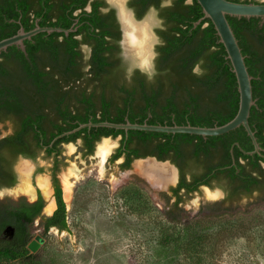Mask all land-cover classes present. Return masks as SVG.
<instances>
[{
  "label": "trees",
  "instance_id": "obj_1",
  "mask_svg": "<svg viewBox=\"0 0 264 264\" xmlns=\"http://www.w3.org/2000/svg\"><path fill=\"white\" fill-rule=\"evenodd\" d=\"M43 1L45 7L47 5L53 8L54 5H50L49 0ZM187 1H176L175 8L166 12L171 25L168 32L161 33L163 43L158 47L157 72L149 80L139 73H136L131 83L124 80L126 73L121 60L114 56L116 45L112 44L114 43L112 41L120 40V34L113 24L115 18L112 13L106 18L109 23L107 25L103 23L105 17L100 14L101 2L99 0L94 2L91 13L85 11L89 0H60L59 12L64 17L60 16L59 21L56 24H50V27L69 29L78 18L77 33H71L69 37L59 33L51 35L42 33L35 36L32 41L26 42L29 59L24 57L22 52L19 56H14L13 53L16 51L12 50L14 47L8 49L10 54L5 52L0 54V58L13 57L17 61L16 57H18V66L26 75L28 72L33 73L34 67L38 68V64L43 62L44 67L68 70L72 78L79 79L82 77L81 68L84 66V56L80 51V46L91 44L92 55L87 65L92 68L90 77L92 82L105 75V90L102 99L126 101L128 105L137 100L146 103L140 106L143 111L140 115L136 117L133 112L129 115L131 123L144 124L151 114L153 117L147 122L149 125H192L207 128L222 126L234 119L239 109L237 80L231 63L227 59L226 50L219 43L214 25L209 19H205L195 27V23L203 18L204 14L196 0H193L191 4H186ZM230 1L240 2L239 0ZM33 8L32 0H0V41L16 34L19 26L10 21L19 20L21 15H24L22 19L25 29L27 31L33 29L34 26L28 27V22H26L27 15ZM78 11L80 13L75 17L74 13ZM39 15L40 12L36 10V17ZM228 20L239 41L243 55L246 57L245 62L249 73L253 77V97L256 105L251 110L249 122L256 133L258 143L264 148V24L260 26L262 22L260 18L228 17ZM41 25L44 26L43 22ZM79 35L83 36L82 41L76 39ZM60 37L64 40L60 41ZM196 67L200 68L199 73L194 72ZM0 74H5L1 62ZM29 75L28 77L33 78L36 84L39 83L37 72ZM117 84H121L119 90L114 89ZM127 84H130V87H127ZM86 94L83 91L81 97L87 99ZM78 95L77 97L81 98ZM177 99L186 101L182 110L174 104ZM160 101L164 102V106L166 103V106H160ZM201 102L203 104H200ZM157 108H162V111H157ZM168 111L177 114L176 124L170 121L164 122L169 118L162 116L161 113L167 115ZM125 113L119 114L116 118L108 116L104 121L126 123L123 117ZM88 130L84 129V131ZM98 130L104 137L115 138L121 135L125 137L128 134L129 141L137 139L146 145L154 139H161V144L156 151H150L147 155L137 154L136 158L154 156L160 161H165L173 158L174 155H171L173 152L177 159L181 157L188 159L187 168L190 172L198 167L201 156L207 158L212 156L211 151L205 150L219 143L222 144L223 151H219L222 156L221 161L211 167L207 175L220 183L228 194L227 200H232V205L229 207H222L220 204L208 206L206 210L201 209L193 219L186 218L187 213L180 208V204L184 202L186 196L197 192L200 184L196 181L193 184L186 181V172H184L186 170L183 164H178L181 169L180 184L172 189L173 196L177 198L176 202L171 204L172 197L166 193L161 194L166 201V209L163 212L164 220L169 227H172L162 235V241L165 243L162 250L173 255L171 256L173 260L167 264H206L204 261L208 254L211 258L210 264H214L215 246L205 248L203 243L206 236L203 235L202 230L248 215V212L242 211L238 205L243 198L253 199L248 207H258L264 204V166H262L264 152L253 156L245 154V152L253 151L254 146L243 127L226 135L207 139L186 134L173 135L142 131L126 133L122 130L107 128ZM61 141L70 142V138H63ZM236 143L239 146H236ZM180 145H191L193 151H179ZM231 147L234 150L233 155H231ZM171 149L175 151H170ZM120 156L121 152L116 155L115 159ZM214 170L215 173H213ZM193 178L196 179L197 175H193ZM224 179L229 180L223 184ZM201 184L209 185L210 183L206 181ZM182 189L185 190L183 196L180 194ZM255 192H258L257 196L254 195ZM56 198L58 210L52 217L41 222L40 227L43 228L45 234L49 233L51 227L57 228L60 232L70 231L60 188H57ZM1 207L4 208L0 209V264H41L42 259L29 248L33 237L28 230V227L34 224L40 211H27L23 208V203L14 206L11 202L10 204L0 202ZM10 225L16 229L12 239L4 234V230ZM221 234L222 232H219L210 238L209 243L215 242Z\"/></svg>",
  "mask_w": 264,
  "mask_h": 264
},
{
  "label": "flooded vegetation",
  "instance_id": "obj_2",
  "mask_svg": "<svg viewBox=\"0 0 264 264\" xmlns=\"http://www.w3.org/2000/svg\"><path fill=\"white\" fill-rule=\"evenodd\" d=\"M32 1L34 8L28 13L26 19V22H28V27L32 25L34 26V28L37 25H39L40 27H50V24H56L59 21V17L63 16V14H60L59 12L60 0H49V4L55 6V7L53 6V8H49L47 7V5L45 7V2L43 0L41 1L32 0ZM96 1L98 0H89V3L85 11L91 13L93 11L94 2ZM99 1L101 2V5L99 7L100 14L105 17L103 23L105 25L109 23L106 18L111 13L115 18L113 24L118 28V33L120 34V40L112 41L114 42L112 44L116 45V51H115L116 55L114 56L121 60V64L125 70L126 77L124 78V80L127 81V83H131L136 73H139L140 75L147 77L148 80L151 79L153 76L150 77L149 73L145 72V69H141L139 67H133L131 68L130 72L127 71V65L125 63L126 60L124 59L123 56L124 50L121 44L122 24H123V29L125 27L122 20V13L128 14L131 22L139 27L140 25L143 26L146 22H149L150 27L148 31L150 35H151V26H152L159 41V44H157L154 48L156 58H155V67L153 69H155L157 72L156 59L159 56L158 47L163 43L162 40L163 38L161 36V33L168 32L171 25V23L168 21L167 18L168 15H166V12L174 9L175 3L178 0H128L126 9L123 8L124 0L120 2L121 4L118 3L119 2L118 0H99ZM192 1L193 0L189 2L188 0L186 4H191ZM239 1L241 3L245 2V3L264 4V0H239ZM113 2L116 5H114ZM158 2H159V6L157 7ZM36 10L40 12V15L37 17H36ZM151 11H154L155 13L158 14L162 26L161 28L158 29L155 28L156 24L158 23H156L155 20H153L152 18H148L146 21L142 23H135L130 15V13H132L135 19L143 20L147 17V15ZM79 13L80 11L75 12L74 16L77 17ZM22 18H24V15H21L19 20H11L10 23L13 24L16 23L15 25L19 26V29L21 27L25 29V23L23 22ZM70 19L73 20L72 18ZM42 22L44 26L41 25ZM78 23H79V19L77 18L72 24L71 28H77V31L74 33H77L79 30V26H77L79 25ZM263 24L264 21L260 23V26H263ZM53 28H63V27H53ZM18 31L16 32V34L18 33ZM25 31L28 32L26 29ZM59 34H63V33H59ZM69 35L68 36L65 35V36L69 37ZM32 39L26 40L24 42L25 51H23L22 48L19 46H12L14 47L12 48V50L15 49L16 51L14 53L13 52L11 53H13L14 56H19V53L22 52L24 53V57L29 59L26 42L32 41ZM76 39L82 41L83 36L79 35L76 37ZM59 40L63 41L64 39L63 37H60ZM90 41L91 43H94V41L92 40ZM151 41L153 45V38L151 39ZM90 45L91 44L88 45L84 44L80 46V51L84 56V66L81 68L82 77L79 79L72 78L71 77L72 74L68 70L44 67V63L41 62L38 64V68L34 67V72H37L39 76V83L36 84L33 78L28 77L29 74L32 75L34 74V72L33 73L28 72V75H26L24 74L23 69L19 68L18 57H16L17 61L13 57H8L5 59L0 58V62L3 68L5 69V74L4 75L0 74V91H1L0 202H2V204H10L11 202V204L14 206H18L19 204L23 203V208H25V210L27 211H32V212H37L38 210L40 211L39 214L37 215L34 224L31 227H28V230L31 232V234H33L31 229L34 227L35 223L38 220L40 222L37 225L38 227H40L41 222L43 220L52 217L55 214V212L58 210V201L56 198L57 188H60L62 191V196L66 206V212L69 220L67 201L65 200V196H64L65 192L58 176V173L61 170L60 167L62 163L63 151H65V148L68 145L74 146V144L80 142V149L85 154V157H88L89 155H92L94 153L96 144L100 141H103L104 138H112L113 140H118L117 142H114L117 143L115 146L116 148L114 147L112 149L113 151L111 153L112 155L107 159L106 164H108V162L115 163L118 160H121L119 166L123 172H127L132 169V165L137 159H142V158H136L137 154L147 155L149 154L150 151H156L158 149V146L161 144V139H154L150 144H147L148 146L137 139L129 141L130 136L128 134H126L125 137H123L122 135L115 138L112 136L104 137L101 133H99L100 131L98 129L100 128H93L95 129L93 131L91 130L92 128H85V129H89L88 131H84V129H82L79 132L63 137V138H67V137L70 138V142H66V141L60 142V140L63 139V138H59L62 134L71 132L83 124L105 122L104 120L108 116H110L111 118H116L119 114L121 113L123 114L124 112H126L123 115L124 121L130 122L129 115L133 112V114H135L137 117V115H140V113L143 112L141 111L140 106H144V104H146L142 100L140 101L137 100L135 102H132L131 105H128L126 101H120V100L110 101V100L102 99L104 96L103 91L105 90L104 88L105 75H103L102 78L99 80H94L93 82L90 80L92 68L90 65H87L92 55V49ZM124 46L127 55L134 58L131 55V53L128 52L127 46L125 44V39H124ZM84 47L88 49L87 56L84 54ZM5 53L10 54V51L8 52L7 50ZM151 54L152 53H150L151 56L150 58H152ZM148 65H149V60H148ZM197 68L198 70H200L199 67H196L194 69V72H196L195 70ZM127 85H128L127 87H130V84ZM119 86H121V84L120 85L117 84V86L114 89L119 90L120 89ZM83 91L87 93L86 94L87 99H83L81 97V93ZM77 95L81 98H78ZM185 103L186 101L180 99H177L174 102V104L180 109L184 106ZM200 104L203 103L201 102ZM159 105L164 106V102L160 101ZM156 110L162 111V108H157ZM161 114L162 116L169 118L164 120L165 123H168L169 121L173 124L177 123L176 121L177 114L169 111L167 112V115H165V113H161ZM149 115L150 117L148 119L153 117L151 114ZM187 116L188 115H186V119H188ZM136 119L139 120V118ZM148 119H146L145 122H148ZM124 139L125 142L123 143ZM205 142H208V140H205ZM221 146L222 144L220 145L219 143L217 146H213V147L211 146L208 150H205V151H211L212 156L208 158L205 156H201L199 159L200 161L198 167L191 170V172L189 168H187L188 159H185L184 157L177 159L175 157L176 155L173 152H171V155H174L173 158L171 159L169 158V160H165V161H170L178 169L179 181L176 187H178V185L180 184V178H181V171H180L181 169L178 164L181 165L183 164L185 166L184 169L186 170L184 171L186 172L185 173L186 181L191 182L192 184L194 183V181L198 182L200 184L198 191L203 190L204 187L213 190L214 185H219L223 193L222 203L229 206L232 205V200H227L228 194L220 186V183L212 179L213 177L211 178L210 176L207 175L209 174L210 168L221 161L222 156L219 154L220 153L219 151H223ZM192 147L193 146L191 145L190 146L180 145L179 151H193ZM170 151H175V150L171 149ZM230 151L232 155V147ZM261 151H264V148H262ZM120 152H121V156L115 159L116 155H118ZM40 157H43L44 159L49 160L51 162V176H50V180L47 179L49 184V190H51L52 192L50 196V202H52L53 209L50 212L49 211L45 212L47 204L42 189L40 187L37 188L35 187L36 186L35 177L37 175L36 171L41 170L38 168V165L35 163V161ZM147 157H154V156H146L143 158H147ZM154 158L158 159L157 157ZM23 161L29 163L31 162V164L34 166V170L30 174V182L33 192L31 193L19 192V197L15 200L10 197L2 198V192L15 187L18 180L20 179L18 166L20 162ZM262 166H264V164ZM213 173H215V170L213 171ZM193 175H197V178L194 179ZM66 180L67 182L69 181L68 183H72L70 179V175L66 176ZM228 180L224 179L222 183L224 184ZM132 181L137 185L140 182H143L139 179H135ZM206 181H209L210 184L209 185L201 184ZM176 187L171 188L170 193L165 192L168 196L172 197L174 203L176 202L177 198L173 196L172 189ZM257 193L258 192H255L254 195L257 196L258 195ZM180 194L183 196L185 194V190L182 189ZM244 199L248 200V198H243L242 200ZM3 208L4 207H1L0 209ZM40 229L41 232L45 234L43 228L40 227ZM51 229H57V228L51 227L50 230ZM43 241L44 239L41 238V236H38L35 240L32 239L31 243L33 242L37 243L36 244V250H37L38 242L42 243Z\"/></svg>",
  "mask_w": 264,
  "mask_h": 264
},
{
  "label": "rangeland",
  "instance_id": "obj_3",
  "mask_svg": "<svg viewBox=\"0 0 264 264\" xmlns=\"http://www.w3.org/2000/svg\"><path fill=\"white\" fill-rule=\"evenodd\" d=\"M148 17L158 23L154 25L156 29L162 27L157 13L151 11L145 20ZM157 44L159 41L154 45ZM84 54L88 55L86 47ZM155 58L156 55L152 60L153 68ZM125 63L127 71L130 72L131 64L128 61ZM153 68L150 71L145 70L150 77L156 73ZM195 71L199 73L200 70L197 68ZM102 143L103 141L98 142L94 153L88 157H85L80 149V142L74 146L68 145L63 151L58 176L67 201L70 231L60 232L51 229L49 233L43 234L37 225L40 222L38 220L31 229L32 239L41 236L44 241L38 242V249L34 253L42 259L41 264H167L171 262L173 255L162 250L163 244L165 245L162 235L172 228L164 220L166 201L162 198L163 192L154 190L140 174L132 173L136 162L133 163L131 170L123 172L119 166L121 160L108 164L106 160L103 165L104 174H101V159L97 153ZM35 163L41 169L36 171L35 187L37 188L38 178L50 180L51 162L40 157ZM69 175L73 183L71 190L69 187L71 183L66 180V176ZM135 179L143 182L137 185L132 181ZM20 181L21 175L15 187L2 192V198L17 199L20 192L18 189L22 184ZM219 190H222L219 185H214L211 191L203 188L186 196L183 204L180 205V208L187 213L185 217H190L191 220L201 209L206 210L208 206L220 204L222 207H229L222 203L221 195L216 198L208 197L211 193L220 194ZM49 193L48 196L44 194L47 204L45 212H50L52 205L49 199L51 190ZM252 201L253 199H244L238 203L242 211H247L248 215L202 230L203 235L206 236L203 243L205 248L215 246L214 264H264V204L248 207ZM170 202L174 203L173 200ZM219 232H222L221 236L217 237L215 242L209 243V239ZM177 255L178 253L174 256ZM209 260L211 258L208 254L204 263L210 264Z\"/></svg>",
  "mask_w": 264,
  "mask_h": 264
},
{
  "label": "water",
  "instance_id": "obj_4",
  "mask_svg": "<svg viewBox=\"0 0 264 264\" xmlns=\"http://www.w3.org/2000/svg\"><path fill=\"white\" fill-rule=\"evenodd\" d=\"M128 0H124L123 8L126 9ZM198 4L201 6L203 11V18H201L198 22L195 23V27L200 25L203 20L209 19L215 27L217 35L219 37V43H221L227 53V59L230 61L232 66V71L235 74L237 84H238V92H239V109L231 121L222 125V126H215L211 128L207 127H197L192 125L186 126H167V125H149L147 122L144 124H136L127 121L126 123H111V122H100V123H88L80 125L78 128L71 132H67L62 134L59 138H63L65 136L71 135L73 133L79 132L85 128H107V129H114V130H122L126 133L129 131H142V132H153V133H164V134H186L191 136H199L205 139L209 137H219L226 135L232 131L237 130L238 128L243 127L245 132L247 133L248 137L251 139L252 144L254 146V150L251 152H245L246 155L253 156L256 154H261L262 148L260 147L258 140L256 138V133L252 130L250 125L249 119L251 116V110L256 105V100L253 97V86L252 80L253 77L250 75L248 67L246 65L245 59L246 57L243 55L242 49L239 45V41L236 38V35L229 23L228 17H235L238 19L246 18H260L264 21V4H256V3H241V2H233L230 0H196ZM114 3V2H113ZM114 5H116L114 3ZM131 18L135 23H142L146 21L137 20L134 18L133 14L130 13ZM151 18V17H148ZM77 31V28H53V27H40L37 25L33 30L26 32L23 27H21L18 33L12 37L3 39L0 41V54L6 52L8 48L12 46H19L25 51L24 42L26 40H31L33 37L47 33L48 35L53 33H63L68 36L70 33H74ZM151 35L153 38V43L155 44L158 42L157 36L151 26ZM124 29L122 24V48L124 50V59L131 64V68L135 67V65L141 69L145 70H152L153 68V58L155 57V52L153 51L154 44L152 45V58L150 59L149 66H140L138 64L137 59L132 58L127 55L126 49L124 46ZM110 139L113 141L112 138H104V140ZM117 144V143H115ZM239 146L238 143L235 144ZM113 152V151H112ZM233 155V149H232ZM111 154L109 155V157ZM108 157V158H109ZM151 160L157 164H166L171 167L176 172V181L174 183L169 184L166 186L165 189H155L148 181H146L154 190L159 192H166L170 193L171 188L176 187L179 181V172L175 165H173L170 161H159L154 157H147L142 159H137L135 162L138 161H147ZM234 160V157H233ZM235 162V160H234ZM134 167V166H133ZM134 169V168H133ZM131 173V171H130ZM206 190H210L207 187H204ZM211 191V190H210ZM221 196L223 195L222 191L219 190ZM4 234L7 238L12 239L15 235V228L13 226H8L4 230ZM36 242L30 244V250L32 252L36 251Z\"/></svg>",
  "mask_w": 264,
  "mask_h": 264
},
{
  "label": "bare ground",
  "instance_id": "obj_5",
  "mask_svg": "<svg viewBox=\"0 0 264 264\" xmlns=\"http://www.w3.org/2000/svg\"><path fill=\"white\" fill-rule=\"evenodd\" d=\"M118 1H119L118 3H120L123 0H118ZM122 20L125 26L124 38L128 52L131 53V55L135 59H137L140 66L148 65V60L150 64V59H151L150 53H152L150 52L152 46V41H151L152 38L148 31L150 27V23L146 22L143 26L140 25L139 27L134 23H132L128 14L125 13H122ZM113 147H114V143H112L111 140L103 141V143L98 147L97 154L101 159L100 162L101 174H104L103 165L105 161L108 159L109 154L112 151ZM18 170L21 175V181H22V184L18 190L20 192H25V193L33 192L30 182V174L33 172L34 166L31 164V162L29 163L23 161L19 164ZM132 173L140 174L141 176H143L157 190L165 189L166 186L176 181V172L171 167H169L166 164H157L151 160L136 162ZM38 185L46 196L50 194L47 178H38ZM72 186L73 183L69 184L70 190ZM219 195L221 194L211 193L208 194V197L216 198ZM52 207L53 205H51L50 211Z\"/></svg>",
  "mask_w": 264,
  "mask_h": 264
}]
</instances>
